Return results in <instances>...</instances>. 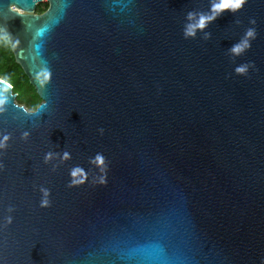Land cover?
Listing matches in <instances>:
<instances>
[{
	"label": "water",
	"instance_id": "1",
	"mask_svg": "<svg viewBox=\"0 0 264 264\" xmlns=\"http://www.w3.org/2000/svg\"><path fill=\"white\" fill-rule=\"evenodd\" d=\"M216 2L0 0V264H264V0L186 39Z\"/></svg>",
	"mask_w": 264,
	"mask_h": 264
},
{
	"label": "clouds",
	"instance_id": "2",
	"mask_svg": "<svg viewBox=\"0 0 264 264\" xmlns=\"http://www.w3.org/2000/svg\"><path fill=\"white\" fill-rule=\"evenodd\" d=\"M246 3V0H218V2H216L213 5V9H212V13H210L209 15L205 16V15H201L199 20L196 23H191L189 22L188 24L185 25L184 28V35L185 38H195L197 31H203L209 23L212 22V20L217 18V15H222L226 12H231V13H236L238 12L240 9H242V7L244 6V4ZM194 18V14L193 13H189L188 14V19L189 21H191ZM255 38V30L254 29H248L245 33L244 38L238 42L237 44H234L231 49L230 52L235 54V55H239L242 52H244L246 49L250 48L251 46V39ZM10 37L8 35H6L3 31H0V45H6L9 43ZM249 70V66L248 65H240L237 66L235 69V72L237 74L240 75H244L248 72ZM28 133H25L24 136L27 137ZM7 137L4 138L5 141H7ZM6 143L5 142H0V150L4 149L6 147ZM64 157L68 156V153L65 152ZM52 157V153H47L45 155V162H47L50 158ZM45 195H47V190H42ZM47 205V201H42V205L41 206H46ZM11 211V209H10ZM7 221L8 223L12 222V217L9 216L7 217Z\"/></svg>",
	"mask_w": 264,
	"mask_h": 264
},
{
	"label": "trees",
	"instance_id": "3",
	"mask_svg": "<svg viewBox=\"0 0 264 264\" xmlns=\"http://www.w3.org/2000/svg\"><path fill=\"white\" fill-rule=\"evenodd\" d=\"M0 79L13 87L19 105L25 106L30 111H35L42 103L23 69L16 64L9 44L0 45Z\"/></svg>",
	"mask_w": 264,
	"mask_h": 264
},
{
	"label": "rangeland",
	"instance_id": "4",
	"mask_svg": "<svg viewBox=\"0 0 264 264\" xmlns=\"http://www.w3.org/2000/svg\"><path fill=\"white\" fill-rule=\"evenodd\" d=\"M49 9V3L45 1L44 3L40 4L36 9V14L41 15L44 14Z\"/></svg>",
	"mask_w": 264,
	"mask_h": 264
}]
</instances>
